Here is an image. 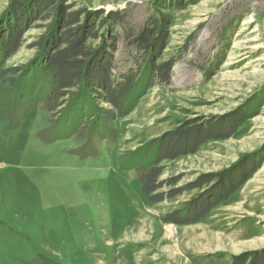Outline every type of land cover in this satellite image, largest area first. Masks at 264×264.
Wrapping results in <instances>:
<instances>
[{
    "label": "rangeland",
    "instance_id": "1",
    "mask_svg": "<svg viewBox=\"0 0 264 264\" xmlns=\"http://www.w3.org/2000/svg\"><path fill=\"white\" fill-rule=\"evenodd\" d=\"M63 11L95 18L87 45L114 38V77L135 79L126 115L106 118L100 110L114 108L88 89L87 115L74 118L79 86L55 124L44 122L48 74L36 44ZM16 13H31L29 25L0 65L21 69L26 98L0 92V264H264V0H0V25L16 26ZM159 17L154 62L172 63L167 82L141 75L133 43ZM192 125L189 146L200 143L159 162L151 197H162L152 201L142 170ZM207 199L218 203L199 217Z\"/></svg>",
    "mask_w": 264,
    "mask_h": 264
},
{
    "label": "trees",
    "instance_id": "2",
    "mask_svg": "<svg viewBox=\"0 0 264 264\" xmlns=\"http://www.w3.org/2000/svg\"><path fill=\"white\" fill-rule=\"evenodd\" d=\"M16 6V5H15ZM33 13V12H32ZM18 22L17 25L12 24V18L9 21H4L0 25V63L8 60L14 55V53L21 46V39L25 30L28 28L29 23H26V20L29 18L30 14H15ZM119 13L111 12L109 19L116 21ZM117 16V17H116ZM60 17V19H59ZM85 17V22L83 23L82 19ZM30 19V18H29ZM58 23L61 25L57 28L52 34L42 36L36 45L41 49L40 60L37 61L42 64L36 66L39 69L44 67L47 75L48 82V93H47V108L48 111L44 116V122L46 124L54 125L55 117L53 116L54 112L61 107V101L65 97V93L70 91L73 88L81 87L82 93L79 103L81 108L76 115L73 112V117L79 120L86 117L87 113L82 111V106H90L89 96L86 94L87 90H93L97 93H103L105 102L110 104L114 108V112L111 110H100L102 114L112 120L113 114L119 115L120 117L126 115L131 111L132 108V95L131 85L134 83L132 75L123 76V82H119L113 75L114 69V49H116L114 38L111 41L106 40V45L103 48H97L89 46L86 44L87 40L97 39L96 29L97 24L96 20L92 16H87L83 12H72L67 13L63 11L62 14L58 16ZM35 21V20H34ZM164 19L159 17L157 24L152 29H148V26L144 28L140 34L136 36L133 40V43L142 50L143 57L139 59V66L142 67L141 75L148 71L149 74H156L158 80L167 82L171 77L172 63H160L155 64V54L163 50L164 47L160 49V42L164 39L163 29L165 27ZM34 66V68L36 69ZM19 68L5 69L0 65V92L4 95L3 98H10L14 101H20L26 98L23 93V86L25 80L17 78V72ZM34 71V70H33ZM32 73V72H31ZM28 73V76L31 74ZM27 76V77H28ZM151 75L146 78L150 80ZM148 82V81H146ZM89 112H93V108H87ZM88 112V113H89ZM96 113V111H94ZM93 112V113H94ZM109 115L112 117L109 118ZM93 117V115H92ZM95 117V116H94ZM101 118V115H98ZM103 119V118H102ZM77 120V121H78ZM76 121L74 122V124ZM81 125V123L79 122ZM93 128H101V122H92L89 123ZM87 123H85L86 128ZM195 125L187 128V131L180 132L175 131L173 134H187L185 138L178 139L175 143L171 141H166L163 145H160L157 148L158 155L157 160L147 168H144L140 174V182L142 184V190L146 197L151 198L152 201L157 202L158 199H161V195H156L151 197L156 191L160 189L159 181L162 174V168L159 167V162L173 158L175 156L192 152L195 150V146L190 147L191 144L194 145L200 143V139L193 142L189 146V141H191V135L194 131ZM102 129V128H101ZM195 141V142H194ZM195 144V145H196ZM170 152V153H169ZM172 154V155H171ZM205 183V182H203ZM204 185V184H203ZM204 201V200H203ZM205 209L200 213L199 217H202L207 210L215 206L218 201L213 199H207ZM186 216L188 217L187 222L197 221L195 218L198 216V210L196 209Z\"/></svg>",
    "mask_w": 264,
    "mask_h": 264
},
{
    "label": "bare ground",
    "instance_id": "3",
    "mask_svg": "<svg viewBox=\"0 0 264 264\" xmlns=\"http://www.w3.org/2000/svg\"><path fill=\"white\" fill-rule=\"evenodd\" d=\"M246 43H247V42H246ZM263 60H264V59H263ZM263 60H262V61H263Z\"/></svg>",
    "mask_w": 264,
    "mask_h": 264
}]
</instances>
